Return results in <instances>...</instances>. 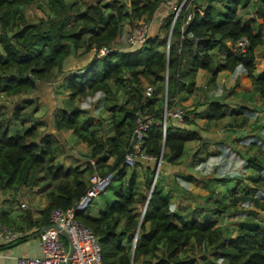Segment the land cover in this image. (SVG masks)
<instances>
[{
  "label": "trees",
  "instance_id": "obj_1",
  "mask_svg": "<svg viewBox=\"0 0 264 264\" xmlns=\"http://www.w3.org/2000/svg\"><path fill=\"white\" fill-rule=\"evenodd\" d=\"M165 1L47 0L46 19L35 23L27 21L24 14L25 6L35 0H0V96L31 93L41 82L53 81L65 74L60 88L68 95L57 108L53 129L55 133L70 131L78 142L89 148L88 157L92 159L84 170L63 168L55 163L61 153L60 147L54 144L55 133L39 135L38 123L19 132L10 129L6 118L0 117V190L21 194L23 188L38 186L36 181L42 182L47 173L55 180L53 189L42 186L46 187L43 196L47 203L37 219H31L29 209H24L28 212L22 223L9 222L8 214L0 213V222L23 233L15 242L0 244V251L27 241L49 226L52 209L76 207L91 186L89 175L96 172L101 176L111 175L108 187L117 181V186L111 187L113 198L95 215H92V201L84 208H75L74 218L98 238L102 264H264V222L247 216L238 219L234 232L219 223L220 216H231L229 209L237 207L241 200L255 201L264 212V189H258L262 201L255 195L248 196L246 190L244 195L229 200L228 195L223 196L225 202L215 210L216 215L199 220L185 218L172 210L171 194L158 181L159 173L153 181L151 165L144 167L147 195L138 189L135 169L125 184L126 169L140 163L139 160L134 164L126 162V155L132 151L133 129L139 115L147 114L154 120L143 134L140 152L155 160L161 158L160 163L168 165L181 162L187 143L199 142L205 146L207 141L202 140L199 130L190 126L195 120H204L209 125L230 116L234 124L238 120L242 124L251 116L253 111H247L243 105L232 108L220 99L211 98L201 103L207 104L206 110L196 111L197 107L184 110L182 123L188 125L169 123L163 134L165 101L166 110L170 111L180 105V94L186 96L184 100L192 95L199 70L208 74V85L214 84L221 72L240 70L255 90L264 93V73H255L254 53L257 47L264 46V0L254 10L256 15L249 17H242L240 9L246 8L250 0H221V10H215L213 4L217 0H200L204 5L197 0H186L173 25V13L169 11L164 16L159 31L163 35L158 32L149 36L142 47L128 50L120 41L124 23L128 20L133 24L142 20L150 22ZM242 39L247 40L244 49L237 45ZM89 53L93 54L92 58L83 68L63 71L71 57L79 59ZM143 80L152 85L150 97L144 95ZM112 87L116 90L129 87L130 103L109 106L113 135L102 137L97 134L99 125L83 117L85 111L75 102L97 94H104L102 100L107 102ZM27 102L23 98L12 111L14 120L20 119V110ZM0 110L4 112L1 106ZM260 128L264 126L258 125L257 129ZM256 134L243 139L242 144L255 149L257 145L261 150L246 159V166L258 171L252 178L258 188L264 185V138L260 137L261 131ZM212 144L208 142V146ZM221 144L220 148L227 153ZM200 152L201 149L193 152L194 162L195 159L204 162L216 153L207 151L199 157ZM180 178L189 183L195 180L192 175H180ZM217 180L225 182L226 179ZM205 184L208 186V182ZM213 185L210 183L209 187ZM237 192L234 188L230 195ZM211 198L207 196L206 200Z\"/></svg>",
  "mask_w": 264,
  "mask_h": 264
},
{
  "label": "rangeland",
  "instance_id": "obj_2",
  "mask_svg": "<svg viewBox=\"0 0 264 264\" xmlns=\"http://www.w3.org/2000/svg\"><path fill=\"white\" fill-rule=\"evenodd\" d=\"M70 1V0H67ZM122 3H127L128 0H121ZM199 3H201L200 0ZM197 1L192 4L195 5ZM263 0H250L246 8L240 9V15L242 17H249L256 15L254 10L261 4ZM203 3V2H202ZM200 5H204V4ZM215 10L222 9V1L217 0L214 4ZM264 5V3H263ZM44 9L48 10L47 0H35L32 4L25 6L24 14L29 22H39L41 19H46V13ZM264 9V8H263ZM162 7H160L159 12H161ZM169 12V9H167ZM262 21V19H260ZM139 22H143L139 21ZM149 22V21H148ZM135 23V22H134ZM137 24V23H135ZM132 22L126 21L123 25V32L121 39H125L129 33H131L134 28ZM158 24V25H157ZM161 22L159 23L156 18L153 22L151 28L157 26L160 28ZM134 27V28H133ZM159 30L156 32L158 33ZM151 35V30L149 31ZM160 35H163L164 32H159ZM169 39V33H168ZM121 41V40H120ZM255 73L263 74L264 73V46H259L255 49ZM92 53H89L79 59L71 57L64 68V72L68 71L75 72L83 68L85 63L92 58ZM69 68V69H67ZM65 74L58 75L53 81H44L41 82L34 91L24 95H19L15 97H7L5 95L0 96V106L4 108V112L0 110V117L6 118V124L10 129L22 132L28 127L38 123V134L42 135L43 133H55L53 129V119L57 113V108L63 105L68 92L63 90L61 87L63 78ZM217 78L218 80L214 84L208 85V74L206 76H200L198 84H203L204 86L208 85V92H204L203 89H197L198 91L193 93L189 98L187 97L186 102L190 105H181L180 108L183 110H190L189 107H200L199 104L207 102L208 99L217 98L228 104L229 107L235 108L240 105H243L248 109L247 111L251 112V116L247 118L242 124L238 120V124H234L231 121V117L227 116L224 119L207 124L204 120H195L194 123L190 126L195 127L199 130L203 141H207L205 146L199 142H189L185 147V153L181 159V162L176 165H168L165 163H157V161H142L136 166H129L126 169L125 184L129 180V176L133 169L137 173L136 184L139 187L138 189L145 195L149 193L147 185H145V169L147 165H151L154 168V174L156 171L159 173L158 181L163 184L165 190H167L171 197L173 198L171 208L175 210L178 214L184 216L185 218H197L202 220L205 217H213L216 215L215 210L225 202L224 197L228 195V200L233 197H238L244 195L245 190L246 194L255 195L257 199L260 198V193L258 189H264V185L256 188L252 182V178L257 175V169L246 166V159L255 154L256 151L260 153L259 146L255 148L248 147L247 145L242 144V140L248 137H252L256 132L261 131V136L264 138V128L257 129L258 125L264 126V93L258 92L254 89L251 81L246 78L244 75L231 76L229 73H221ZM142 87L146 88L147 86L152 85L146 81H142ZM113 85V84H112ZM129 87L120 88L118 90L112 87V95L110 96L109 101H103L105 99L104 94H97L95 96H84L78 98L75 102L76 106H79L85 113L83 117L91 118V121L97 123V134L105 137L106 135L112 136L113 130L111 127V112L109 111V106L113 104H129ZM104 97V99H103ZM28 100L24 106V109L20 110V119L14 120L11 117L12 111L15 107H18L21 104L22 99ZM103 99V100H102ZM182 99H180L181 102ZM252 110H250V109ZM199 108L198 110H200ZM21 119L24 122H21ZM175 122L172 118H167V123ZM180 125H188L186 123H180ZM240 125V126H238ZM57 138H54V144L56 147H60L59 155L56 158L55 163L60 164L63 168L66 167H77L81 170L87 168L88 162L92 159H89L91 152L89 148L82 142H78L74 135L70 131H62L60 133H55ZM51 135V134H50ZM252 135V136H249ZM257 135V134H256ZM227 137V138H226ZM242 137V139L236 138ZM229 138V139H228ZM261 139V138H259ZM209 143H213L208 146ZM221 145L227 148V155L224 156V160L219 158V154L222 148ZM264 144V140H263ZM195 149H201V152L198 154L199 157H203L207 151L216 152L212 156L207 157V161H204V164H201L202 167H205L204 170L200 171L199 168H196L201 162L193 161L192 154L195 152ZM209 149V150H208ZM219 149V150H218ZM218 151V152H217ZM220 151V152H219ZM107 162H111L109 159ZM180 175H192L194 177L193 182H186ZM93 174L89 175V181H92ZM221 177H225V182L217 180ZM41 180L36 181L34 186L38 187L37 191L43 195L46 187H42L43 184L49 185L48 187L53 189L55 185V180L52 181L51 174L47 173V176H43ZM205 182H208L205 184ZM213 183L214 185L210 188L209 184ZM117 181H112L110 187H107L104 193L99 194L97 197L92 199L91 209L92 215L97 213V210L104 206V203L110 201L112 196L111 187L117 186ZM237 188L238 192L233 196L230 195L231 191ZM32 188H23L24 191H28L26 194L30 193ZM213 189V190H211ZM4 193L13 194L10 190H4ZM20 195V194H18ZM207 196H211V200H206ZM218 200L217 202H213ZM261 203V202H260ZM237 207H232L229 209V214L231 216L223 215L220 216V225L227 227L230 231H235L238 228V219L239 221L245 217H251L259 222H264V212L257 207V204L248 201H238ZM21 207V206H20ZM22 209V208H21ZM138 209H142L141 206H138ZM248 211H253L256 213L254 215ZM241 218V219H240ZM37 241V237H35ZM69 247V243L67 242Z\"/></svg>",
  "mask_w": 264,
  "mask_h": 264
},
{
  "label": "built area",
  "instance_id": "obj_3",
  "mask_svg": "<svg viewBox=\"0 0 264 264\" xmlns=\"http://www.w3.org/2000/svg\"><path fill=\"white\" fill-rule=\"evenodd\" d=\"M177 3V0H166L164 5L173 13L174 24L184 2ZM190 20V16L188 17ZM136 27V28H134ZM134 30L127 35L123 42L126 44V48L129 50L140 48L144 45L149 37L150 22L143 21L134 25ZM184 27L181 28L183 31ZM167 47L169 46V39L167 41ZM238 47L244 49L247 45V40L242 39L238 42ZM102 53L105 50L101 51ZM153 93L151 86H147L144 89V95L150 97ZM166 104V101H165ZM184 116V110L180 107H176L174 110L167 111L164 107L163 117L161 121L162 133L165 134L167 128V118H172L177 124L182 122ZM153 117L150 115H139L137 118V125L133 129V147L132 151L126 155V162L128 164H134L137 160L143 161H157L160 164L161 158L155 160L140 152L141 139L144 132L153 122ZM94 165V161H91ZM157 171L154 179L157 177ZM111 181V175L101 176L98 173H94L92 176L91 186L86 195L79 201L76 207H70L68 209L54 208L49 215L50 225L47 229L43 228L42 233L38 234V249L39 254L37 256L20 257L16 260V264H66L68 261V245H66L63 237L60 234V230L64 231L69 238V244L72 247V255L70 257V264H102L101 246L98 238L92 233V231L81 225L74 218L75 208H82V204L85 199L89 202L99 194L104 193ZM155 181V180H154ZM21 208L28 209L26 204H21ZM55 227H58L56 229ZM23 233L19 230L7 226L0 222V243L8 244L15 242ZM136 242V236L133 239V243Z\"/></svg>",
  "mask_w": 264,
  "mask_h": 264
},
{
  "label": "crops",
  "instance_id": "obj_4",
  "mask_svg": "<svg viewBox=\"0 0 264 264\" xmlns=\"http://www.w3.org/2000/svg\"><path fill=\"white\" fill-rule=\"evenodd\" d=\"M160 7H162L161 12H159ZM160 7L155 12L153 18L150 20L151 35L156 34V32L158 30L160 31V28L158 29L157 26L151 28L154 20L157 18L159 23H160V22H162L164 16H166L168 13L167 12L168 7H166L164 4H162ZM120 40L123 41V39H121V38H120ZM237 71L238 72H236L234 75H232V73H229V72H221V73H229L231 76H235L237 79L238 78L237 75H239V76L241 75V73L239 72L240 70H237ZM221 73H219L218 76ZM206 75H207V73L204 72L203 70H199L197 72L196 79H195V82H196L195 85L196 86H195L194 93L197 92L199 89L200 90L203 89L204 92H208V85L204 86L203 84H201V85L198 84V81H199L198 78H200V76L202 77V76H206ZM217 78H219V77H217ZM217 80L218 79H216V81ZM165 81H166V78H165ZM165 81H164V96H165V93L167 90ZM190 96H188V98ZM185 97L186 96L184 94H180L178 97L179 99H183L180 102L182 106L183 105H185V106L190 105L188 103H185L186 100H188V99L184 100ZM189 108L193 109L194 107H189ZM199 108H201V109L198 110ZM206 109H207V104H200V107L198 106L196 111H203ZM172 124H174V123H172ZM212 147H213V144H212ZM208 152H211V151L209 150ZM226 155H227V153H225V150H223V152H221L219 154V158L224 160L223 157ZM206 162L208 163L207 160H206ZM204 163L205 162H201L200 164H198V166L196 168H199V170H200L201 164H204ZM204 168L205 167H202V169L200 171L204 170ZM37 188L38 187L32 188L30 190V193L28 194L29 196L26 195L28 193L27 190L24 192L22 191V193L20 195L8 194V193H4V191L0 190V213L1 212L7 213L8 214L7 217H8L9 222L18 221V222L22 223L23 222V216L28 211H25L23 208H22L23 209L22 210L20 205L26 204L28 206V209L30 212L29 215H30L31 219H33V220L37 219L40 215V211L42 209H44V207L46 206V203H47L45 197L37 191ZM249 196H251V195H249ZM250 198L251 197H248L247 199H250ZM172 201H173V198H171V206H173ZM259 201H262V200L260 199ZM254 203H255V201H254ZM257 207H259V206H257ZM32 231H34V230L33 229L29 230L27 232V234L31 233ZM38 233L33 235L32 237L28 238L27 241H25L21 244L14 245L12 247H9V248H6V249L0 251V264H16V260L20 257L37 256L39 254V249H38V245H37L38 239H37V241H35V237L38 236Z\"/></svg>",
  "mask_w": 264,
  "mask_h": 264
},
{
  "label": "water",
  "instance_id": "obj_5",
  "mask_svg": "<svg viewBox=\"0 0 264 264\" xmlns=\"http://www.w3.org/2000/svg\"><path fill=\"white\" fill-rule=\"evenodd\" d=\"M166 88H167V84H166ZM88 203H89V200L88 199H85V201L82 204V208H84ZM55 228L58 229V227H55ZM46 229H47V227L44 230H46ZM42 231H40L39 234H41ZM60 234L69 243V238L66 235V233L64 231H61L60 230ZM71 255H72V247H71V245H69V255H68V261H67L66 264H70V257H71Z\"/></svg>",
  "mask_w": 264,
  "mask_h": 264
},
{
  "label": "clouds",
  "instance_id": "obj_6",
  "mask_svg": "<svg viewBox=\"0 0 264 264\" xmlns=\"http://www.w3.org/2000/svg\"><path fill=\"white\" fill-rule=\"evenodd\" d=\"M150 36V35H149ZM169 37H170V32H169ZM240 48V47H239ZM242 49V48H241ZM236 72H238V71H236ZM235 72V73H236ZM234 72L232 73V75H234L235 74ZM165 84H167V77H166V81H165ZM166 94H167V90H166V93H165V96H166ZM164 107H166V104L164 103ZM177 107H180V106H177ZM174 124L176 123V122H173ZM168 124V123H167ZM177 124V123H176ZM178 125H180V124H178ZM168 126V125H167ZM158 172V171H157ZM158 174V173H157ZM154 177H155V175L153 176V181L154 180H156V179H154ZM155 182V181H154ZM46 228V227H45ZM40 231H42V230H40ZM39 231V232H40ZM39 234V233H38ZM136 236V235H135ZM64 239V238H63ZM64 241H65V243H66V245H67V241L64 239ZM70 245V244H69ZM68 255H69V247H68Z\"/></svg>",
  "mask_w": 264,
  "mask_h": 264
}]
</instances>
